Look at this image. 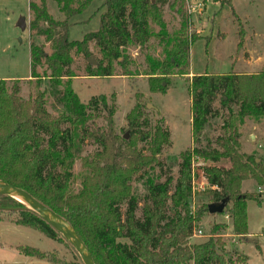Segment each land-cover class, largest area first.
<instances>
[{
    "label": "trees",
    "instance_id": "obj_1",
    "mask_svg": "<svg viewBox=\"0 0 264 264\" xmlns=\"http://www.w3.org/2000/svg\"><path fill=\"white\" fill-rule=\"evenodd\" d=\"M52 1L64 20L52 18L46 0L32 1L28 6L32 17L28 26L29 81H37L40 88L43 78L46 86L33 98L22 100L19 81L0 80V181L24 190L66 221L87 247L94 264H245L246 257L227 251L219 237L229 226L226 223L214 225L211 237L202 243L188 245V240L193 227L208 213L207 206L223 200L225 207L219 215L228 214L230 231L238 236L247 234L246 201L254 198L242 193L241 185L252 180L262 186L264 165L240 152L235 123L237 118H264V65L257 73L205 72L190 78L195 146L181 154L173 181L166 172H152L160 165L157 156L169 144V132L162 121L151 125L144 106L137 103L126 116L128 137L115 135L114 104L108 106L104 96L82 103L72 90V51L89 56L92 42L99 49L101 58L96 65H87L88 77L116 76V67L119 75L131 77L134 61L127 50L145 49L151 40L165 43L169 47L163 48L164 58L147 55L142 73L149 92L165 94L171 77L188 74L190 45L197 39L188 35V16L182 18L179 31L169 37L162 17L168 0H105L98 30L81 41H70L68 20L85 10L91 0ZM182 1L172 0L170 6ZM152 25L159 27L157 33ZM238 35L239 49L243 37ZM35 37L43 38L44 43L35 44ZM47 44L50 53L46 52ZM38 68H43L42 78ZM48 99L62 109L58 115L47 112ZM216 100L219 109L213 106ZM220 110L227 112L223 117L224 134L216 137L212 148L204 131L210 120L222 117ZM100 113H105V128L101 132L91 130L89 124ZM86 140H94L99 149L91 157L80 158ZM139 143L146 146L147 153L137 149ZM196 157L212 164L224 159L230 166L203 168L208 184L215 189L197 192L209 203L192 210L190 202L196 193L192 191L191 166ZM78 159L86 172L80 174V189L73 192V166ZM149 171L151 175L147 176ZM142 178L145 193L138 198L131 183ZM139 204L140 217H136ZM0 211L17 214L18 226L71 247L60 233L16 200L0 196ZM20 251L52 264H67L53 253L34 247Z\"/></svg>",
    "mask_w": 264,
    "mask_h": 264
},
{
    "label": "rangeland",
    "instance_id": "obj_2",
    "mask_svg": "<svg viewBox=\"0 0 264 264\" xmlns=\"http://www.w3.org/2000/svg\"><path fill=\"white\" fill-rule=\"evenodd\" d=\"M32 1L38 2V0H0V80L19 81V96L22 100L33 98L36 92L43 90L46 86L42 78L43 68L37 69L42 78L40 88L37 87V81H29L31 39L28 26L32 17L28 6ZM104 1L91 0L85 10L68 20L70 41H81L86 34L98 30L100 17L105 11ZM46 2L48 12L54 20L65 19L55 2L52 0H46ZM171 3L172 0H168L162 8V17L169 37L179 31L182 18L188 16V35H195L197 39L190 45L188 74L171 77L165 94L149 92L147 78L142 75L146 69L144 63L146 56L151 55L156 59H163L165 56L163 48L169 47L155 40H151L145 49L137 47L127 50L134 61V66L131 67L133 74L131 77L119 75L118 67H116V76L88 77L86 76L87 65L92 67L96 65L97 60L101 58L99 49L92 42L89 44V56L72 51L71 70L75 76L72 79L71 88L82 103L88 102L92 97L104 96L108 106L114 104L113 132L122 138L129 135L126 116L137 103L144 106V112L151 125L162 121L164 128L169 132V144L164 146L157 156L160 165L155 166L152 172L154 174L166 172L175 181L181 154L195 146L191 134L190 78L205 72L209 74L237 73L249 61H252L255 66H252V70L241 69L242 73L248 71L257 73L261 70L264 65V0H221L218 2L183 0L170 6ZM21 19L25 22L24 30L18 26ZM151 28L154 33L159 31L156 25H152ZM239 33L243 40L241 48L238 49ZM33 41L38 45L44 43L41 37H35ZM46 52L50 53L48 44ZM213 106L219 109V101L216 100ZM46 110L52 116H56L62 109L57 107L52 99H48ZM219 113L222 117L210 120L204 131L206 140L212 148L216 146V137L224 134L223 117L227 112L220 110ZM103 115L105 113H100V116L89 124L91 130L101 132L105 128ZM235 128L240 152L252 156L255 162L264 165V118L261 120L245 118L242 121L237 118ZM251 135L252 139L249 137ZM204 141L202 139L203 145ZM98 149L94 140H86L80 149V158L91 157ZM137 149H142L144 153H147L146 146L142 143L137 144ZM192 165L195 171L203 173L204 167L215 165L227 169L230 163L223 159L212 164L196 157L192 159ZM83 172L86 171L78 159L73 166V192L80 189V174ZM150 175L149 171L147 176ZM161 180L163 181L162 178ZM142 181L143 178L131 183L135 197L143 198L144 196L145 187ZM208 187L203 184L202 190L198 192L211 189ZM241 192L250 194L254 198L246 201L247 234L235 235L228 228L231 226L230 219L227 220L219 214L205 213L200 222L196 224V228L201 230L203 235L189 239L188 245L208 240L212 235L210 231L214 225L226 223L229 226L219 235L224 242L225 249L242 257L246 256L248 264H264V184L258 187L252 180L244 181L241 185ZM208 203L206 197L199 196L196 192L190 202V207L192 210H197ZM141 206L142 204H139L135 213L136 217H140ZM16 219L17 214L0 211V264H50L38 261L30 255H26L27 257L24 254V256L22 254L14 256L10 250L17 246L18 250L34 247L41 252L53 253L54 257L67 264H81L82 261L78 254L68 244L62 241H52L40 232L18 226L15 223Z\"/></svg>",
    "mask_w": 264,
    "mask_h": 264
},
{
    "label": "water",
    "instance_id": "obj_3",
    "mask_svg": "<svg viewBox=\"0 0 264 264\" xmlns=\"http://www.w3.org/2000/svg\"><path fill=\"white\" fill-rule=\"evenodd\" d=\"M18 26L21 30L25 29V22L23 21V19L19 21ZM89 61L92 62V59L89 58ZM0 196H8L16 200L17 202L22 204L25 209H28L40 216L55 231L60 233V235H62V237L71 245V247L78 254L83 264H94L87 247L84 245L76 232L70 227V225L58 215H56L53 211L31 197L27 192L0 181ZM224 207V200L219 204L211 203L207 206L208 214H221L224 210Z\"/></svg>",
    "mask_w": 264,
    "mask_h": 264
},
{
    "label": "built area",
    "instance_id": "obj_4",
    "mask_svg": "<svg viewBox=\"0 0 264 264\" xmlns=\"http://www.w3.org/2000/svg\"><path fill=\"white\" fill-rule=\"evenodd\" d=\"M192 167V191L193 193L195 192H198L199 190H202V186L203 184H206L207 186L211 187L212 188H215L214 186H210L204 176L203 173H198V171H195L194 170V167L193 165L191 166ZM208 187V188H209ZM194 197V196H193ZM225 219L229 220L230 217L228 216V214H224L222 215ZM203 235L202 231L197 229L196 226L193 227V231H192V235L190 237L193 238V237H201ZM234 236V235H233Z\"/></svg>",
    "mask_w": 264,
    "mask_h": 264
},
{
    "label": "crops",
    "instance_id": "obj_5",
    "mask_svg": "<svg viewBox=\"0 0 264 264\" xmlns=\"http://www.w3.org/2000/svg\"><path fill=\"white\" fill-rule=\"evenodd\" d=\"M255 64V63H254ZM252 66H255V65H253V63H252V61H249V62H247V64H244L241 68H240V70H238V72L237 73H242L241 72V69H243V70H252ZM245 68V69H244ZM252 73V71H248V72H245V74H251ZM250 137V139H252V135L251 136H249ZM249 236H250V234H249ZM13 254H14V256H21V254L23 255V253L20 251V250H18V246L16 247V248H14V249H11L10 250ZM25 255V254H24ZM23 255V256H24ZM25 257H27L26 255H25ZM246 257V256H245ZM33 258H35V257H33ZM37 259V258H36ZM38 261H41V262H48L47 260H44V259H37ZM247 257H246V262H245V264H248V262H247ZM48 263H50V262H48ZM50 264H52V263H50Z\"/></svg>",
    "mask_w": 264,
    "mask_h": 264
}]
</instances>
